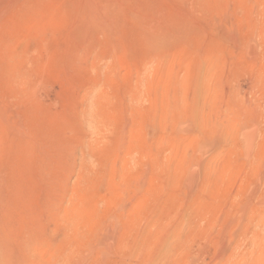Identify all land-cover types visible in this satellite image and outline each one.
I'll list each match as a JSON object with an SVG mask.
<instances>
[{
	"label": "rangeland",
	"instance_id": "rangeland-1",
	"mask_svg": "<svg viewBox=\"0 0 264 264\" xmlns=\"http://www.w3.org/2000/svg\"><path fill=\"white\" fill-rule=\"evenodd\" d=\"M0 259L264 264V0H0Z\"/></svg>",
	"mask_w": 264,
	"mask_h": 264
},
{
	"label": "bare ground",
	"instance_id": "bare-ground-1",
	"mask_svg": "<svg viewBox=\"0 0 264 264\" xmlns=\"http://www.w3.org/2000/svg\"><path fill=\"white\" fill-rule=\"evenodd\" d=\"M86 9H87V8H86ZM99 14H100V13H99ZM245 126H246V125H245ZM244 129H245V128H244ZM247 129L249 130V128H246V130H247ZM250 129H251V128H250ZM248 130H247V131H248ZM244 131H245V130H244ZM248 132H249V131H248ZM248 132H247V133H248ZM250 132H252V131L250 130ZM250 134H251V133H249V135H250ZM245 135H246V137H247L248 134H246V132H245ZM252 135H253V133H252ZM243 136H244V134H243ZM243 136H242V137H243ZM248 137H249V136H248ZM248 137H247L246 139H248ZM246 139H244V142L246 141ZM250 139H252V141H253V137H252V138L249 137V140H250ZM252 141H251V142H252ZM254 141H255V140H254ZM249 143H250V142H249ZM243 144H244V143H243ZM249 145H250V144H249ZM252 147H253V146H252ZM248 148H250V146H249ZM245 150H246V152H247V151H251L250 149H245ZM252 151H253V150H252ZM252 151H251V152H252ZM246 154H248V153H246ZM248 159H249V157H248ZM250 160H251V157H250ZM253 162H254V161H253ZM195 178H196V177H194L193 181L195 180ZM2 183H3V182H2ZM187 184H188V183H187ZM259 206H260V205H259ZM262 206H263V205H262ZM2 252H3V251H2ZM3 259H4V258H3ZM0 260L2 261V259H0ZM8 262H9V261H8ZM8 262H7V263H8Z\"/></svg>",
	"mask_w": 264,
	"mask_h": 264
}]
</instances>
